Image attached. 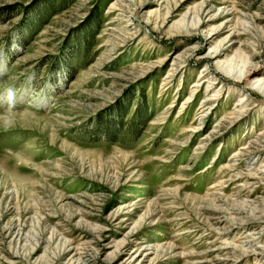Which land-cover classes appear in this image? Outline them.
<instances>
[{"label":"rangeland","instance_id":"rangeland-1","mask_svg":"<svg viewBox=\"0 0 264 264\" xmlns=\"http://www.w3.org/2000/svg\"><path fill=\"white\" fill-rule=\"evenodd\" d=\"M0 264H264V0H0Z\"/></svg>","mask_w":264,"mask_h":264},{"label":"clouds","instance_id":"clouds-1","mask_svg":"<svg viewBox=\"0 0 264 264\" xmlns=\"http://www.w3.org/2000/svg\"><path fill=\"white\" fill-rule=\"evenodd\" d=\"M4 99L10 108L14 107L15 102H16V92L12 88L7 89ZM12 123H13L12 120H5L4 127L6 128L11 127Z\"/></svg>","mask_w":264,"mask_h":264}]
</instances>
